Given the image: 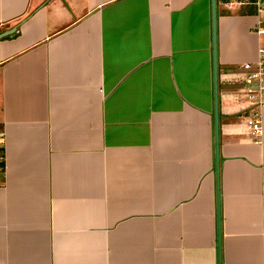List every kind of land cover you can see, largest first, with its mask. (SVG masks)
I'll return each instance as SVG.
<instances>
[{"label":"crops","instance_id":"crops-1","mask_svg":"<svg viewBox=\"0 0 264 264\" xmlns=\"http://www.w3.org/2000/svg\"><path fill=\"white\" fill-rule=\"evenodd\" d=\"M259 6L215 3L218 224L211 0H0V264H264Z\"/></svg>","mask_w":264,"mask_h":264},{"label":"built area","instance_id":"built-area-1","mask_svg":"<svg viewBox=\"0 0 264 264\" xmlns=\"http://www.w3.org/2000/svg\"><path fill=\"white\" fill-rule=\"evenodd\" d=\"M258 11L261 13V18L258 21L256 32L264 34V1L259 0ZM259 59L256 62H245L242 64L244 73L239 76V79L245 84L242 89L244 99L248 103V111L246 114V123L248 131L256 141L257 137L262 134V120L260 109L264 105V48L259 49ZM1 137V133H0ZM3 153L0 150V171L3 170ZM262 221L264 222V208L261 213Z\"/></svg>","mask_w":264,"mask_h":264},{"label":"water","instance_id":"water-1","mask_svg":"<svg viewBox=\"0 0 264 264\" xmlns=\"http://www.w3.org/2000/svg\"><path fill=\"white\" fill-rule=\"evenodd\" d=\"M215 3L216 0H211V10H212V40H213V86H214V136H215V172H216V199H217V216L218 224L220 220L219 216V127H218V95H217V61H216V33H215ZM13 30L0 34L1 36L8 35L12 33ZM219 227V225H218ZM220 229H218V248L220 254V244H219ZM220 264V256H219Z\"/></svg>","mask_w":264,"mask_h":264}]
</instances>
